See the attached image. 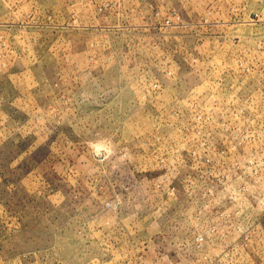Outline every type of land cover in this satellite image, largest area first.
<instances>
[{
	"label": "rangeland",
	"instance_id": "1",
	"mask_svg": "<svg viewBox=\"0 0 264 264\" xmlns=\"http://www.w3.org/2000/svg\"><path fill=\"white\" fill-rule=\"evenodd\" d=\"M132 5L0 0V264H264V0Z\"/></svg>",
	"mask_w": 264,
	"mask_h": 264
},
{
	"label": "built area",
	"instance_id": "2",
	"mask_svg": "<svg viewBox=\"0 0 264 264\" xmlns=\"http://www.w3.org/2000/svg\"><path fill=\"white\" fill-rule=\"evenodd\" d=\"M87 3L93 4L95 11L98 14L113 13V12L115 14L118 13L122 14V12H125V15L127 16V12L131 14L132 10L134 9V5H132V0H87ZM149 5L153 9V13L155 15L160 14L159 9L155 8L154 10V6L152 5V3H150ZM50 16L51 15H48V17ZM179 18L180 16L177 10L172 8L166 16L162 17V20L158 22V25H160L161 27H167L171 25L174 26L180 23ZM52 24H57V23H52ZM92 25L93 24H91V26ZM115 25H121V24L115 23ZM128 25H132V24L130 23Z\"/></svg>",
	"mask_w": 264,
	"mask_h": 264
}]
</instances>
